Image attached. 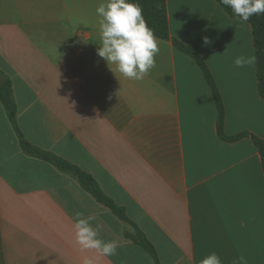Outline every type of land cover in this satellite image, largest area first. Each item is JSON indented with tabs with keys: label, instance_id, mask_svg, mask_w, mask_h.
Listing matches in <instances>:
<instances>
[{
	"label": "crops",
	"instance_id": "1",
	"mask_svg": "<svg viewBox=\"0 0 264 264\" xmlns=\"http://www.w3.org/2000/svg\"><path fill=\"white\" fill-rule=\"evenodd\" d=\"M103 0H0V81L12 82L17 123L32 146L91 175L156 247L161 264L212 252L264 264V171L250 137L217 133L210 87L188 55L157 38L155 67L122 78L97 56ZM172 38L206 61L222 95L225 133L264 139L251 25L216 0H167ZM212 41L202 45V37ZM237 55L255 64L235 68ZM110 97V98H109ZM95 217L116 255L94 264H155L134 228L75 177L26 154L0 101V264H83L73 214Z\"/></svg>",
	"mask_w": 264,
	"mask_h": 264
},
{
	"label": "clouds",
	"instance_id": "2",
	"mask_svg": "<svg viewBox=\"0 0 264 264\" xmlns=\"http://www.w3.org/2000/svg\"><path fill=\"white\" fill-rule=\"evenodd\" d=\"M220 4L230 8L241 23L248 22L253 15L264 14V0H220ZM96 15L100 18L97 56L107 63L114 75L119 73L124 79L143 80L155 67L159 47L157 38L142 15L140 4L129 0H103L96 8ZM211 44L209 37H202L203 46ZM254 64V56L237 55L233 59L235 68ZM73 220L74 241L79 251L95 253L94 257L85 256L83 264H94L98 257L116 255L118 241L100 238L101 225L93 227L94 216L85 217L82 212H75ZM199 264H222V261L217 253L212 252ZM232 264H246V261L243 256H238Z\"/></svg>",
	"mask_w": 264,
	"mask_h": 264
},
{
	"label": "trees",
	"instance_id": "3",
	"mask_svg": "<svg viewBox=\"0 0 264 264\" xmlns=\"http://www.w3.org/2000/svg\"><path fill=\"white\" fill-rule=\"evenodd\" d=\"M216 1L220 4V0ZM129 2L140 4L142 8V15L147 23V26L153 31L156 38L171 41L176 49L188 55L196 62L206 80V83L211 89L216 104L218 112L217 133L219 138L226 143H236L244 138L250 137L260 153L264 171V139H260L249 133H241L235 136L226 135L224 130L226 120L224 101L214 76L212 75L206 61L198 51L171 37L167 0H129ZM220 6L230 17L236 19L230 8L222 4H220ZM248 23L251 25L253 30L259 92L261 97L264 99V14L253 15ZM0 101L4 106L8 119L10 120V123L19 138L22 150L26 154L48 162L57 167L60 171L75 177L86 192H88L100 204L109 208L120 220L127 222L134 228L135 233H127L126 237L133 240L136 245L147 252L154 260L155 264H161L158 251L148 239L146 234L127 216L126 209L124 207L119 206L112 198L104 194L97 181L91 175L80 170L78 167L72 165L70 162L58 157L57 155L41 150L28 143L17 123L18 107L14 99L12 82L9 79H5L0 82Z\"/></svg>",
	"mask_w": 264,
	"mask_h": 264
},
{
	"label": "rangeland",
	"instance_id": "4",
	"mask_svg": "<svg viewBox=\"0 0 264 264\" xmlns=\"http://www.w3.org/2000/svg\"><path fill=\"white\" fill-rule=\"evenodd\" d=\"M1 82V81H0Z\"/></svg>",
	"mask_w": 264,
	"mask_h": 264
}]
</instances>
